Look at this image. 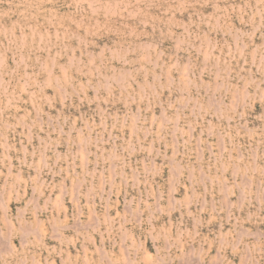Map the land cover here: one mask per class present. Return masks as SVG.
<instances>
[{
	"label": "rangeland",
	"instance_id": "rangeland-1",
	"mask_svg": "<svg viewBox=\"0 0 264 264\" xmlns=\"http://www.w3.org/2000/svg\"><path fill=\"white\" fill-rule=\"evenodd\" d=\"M0 264H264V0H0Z\"/></svg>",
	"mask_w": 264,
	"mask_h": 264
}]
</instances>
